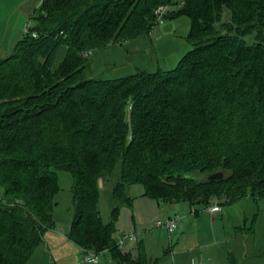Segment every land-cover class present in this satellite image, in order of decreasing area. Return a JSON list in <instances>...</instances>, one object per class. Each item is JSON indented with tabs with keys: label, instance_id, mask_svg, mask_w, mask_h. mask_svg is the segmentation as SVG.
I'll return each instance as SVG.
<instances>
[{
	"label": "trees",
	"instance_id": "16d2710c",
	"mask_svg": "<svg viewBox=\"0 0 264 264\" xmlns=\"http://www.w3.org/2000/svg\"><path fill=\"white\" fill-rule=\"evenodd\" d=\"M170 2L40 0L0 59V264H27L52 229L54 169L73 177L67 237L115 264L159 260L140 244L122 251L113 235L131 185L191 206L264 200V0H180L169 17L189 18L191 48L174 68L86 74L83 52L148 32ZM113 176L105 223L98 181Z\"/></svg>",
	"mask_w": 264,
	"mask_h": 264
},
{
	"label": "rangeland",
	"instance_id": "374dc122",
	"mask_svg": "<svg viewBox=\"0 0 264 264\" xmlns=\"http://www.w3.org/2000/svg\"><path fill=\"white\" fill-rule=\"evenodd\" d=\"M179 1L171 0L164 11L163 22L155 25L148 32H141L122 41L94 48L87 56L89 63L87 76L111 79L130 75L137 69L155 72L159 69L174 68L178 60L191 48L188 40L189 18L185 15L169 17L170 13L178 9ZM39 3L40 0H0V59L10 55L25 26L32 23V13ZM66 51L65 46L59 47L54 64L61 61ZM54 170L59 188L54 196L56 204L53 209V231L47 230L44 233V243L35 251L39 254H36L33 262L28 264H76L80 262L83 254L76 244L72 243L73 249H71L58 243V238L68 232L72 221L73 177L68 170ZM115 178L113 176L98 181L99 209L102 221L105 223L109 221L111 208L115 204L111 196ZM142 189L139 184L131 185L127 191L133 198L131 206L120 205L113 234L115 239H119L124 233L136 232L135 240L120 245L122 251L136 255L142 241L148 255L153 259L159 258L158 264H172V255L167 248L169 238L171 244L177 242L178 230L175 228L173 233L168 234L164 226L156 225L157 221L163 222L169 219L168 215H171L174 218L189 217L182 221H189L191 226L183 227L181 219L177 226L179 228L181 225L182 231L187 233L186 243L191 245L190 248H194L193 254L202 261L214 260L216 264H229L228 258L233 255L237 264H264L263 199L254 200L246 196L232 204L223 205V212L218 215L216 223L219 226L223 225L225 230L214 234L215 224L210 225L208 218L203 215H190L187 204L184 205L185 210L177 209L176 202L169 205L147 196H139L138 193L142 192ZM238 226L242 229H236ZM180 245L185 244L182 242ZM95 264H114L109 251L99 253Z\"/></svg>",
	"mask_w": 264,
	"mask_h": 264
},
{
	"label": "crops",
	"instance_id": "0c3cea01",
	"mask_svg": "<svg viewBox=\"0 0 264 264\" xmlns=\"http://www.w3.org/2000/svg\"><path fill=\"white\" fill-rule=\"evenodd\" d=\"M29 13V12H28ZM26 27V26H25ZM142 192H143V189H142ZM142 192H140V193H138L139 194V196H144V195H142ZM149 198V197H148ZM158 202H163V201H158ZM166 203H168L169 205H171V204H173L174 202H166ZM177 203V209H183V210H185L184 209V205L185 204H187L188 205V207H189V214L191 215V214H193L194 216H200V215H203L204 217H206V218H208V220H209V223H210V225L212 224V225H214L215 224V227H216V229H213V232H214V234L216 233L217 234V232H222V231H224L225 230V228H224V226L223 225H217V223H216V220H217V218H218V215L221 213V212H223V208H222V206H221V209H220V211H215V212H208V210H206L207 209V207H209V206H212V205H214V204H216L217 202H212V203H210L209 205H207V206H205V207H201L200 205H193V206H191V205H189L186 201H180V202H176ZM197 207H199V208H197ZM170 208H171V206H170ZM175 211V210H174ZM194 211H195V213H194ZM175 213V212H174ZM172 215H175V214H172ZM177 215V214H176ZM167 217H172L171 215H168ZM186 218H189V217H186ZM186 218H183V217H181V221L182 220H185ZM188 220V219H187ZM180 221V220H179ZM189 222V221H188ZM188 222H183L182 221V223H183V227H185L186 226V228L187 227H189V226H191ZM181 223V224H182ZM177 228V230H178V233H177V236H178V238H177V242H175V244H171V239L169 238V246H168V248H167V251H168V249H169V251H170V255H172L171 256V262H172V264H216V261H214V260H210L209 262H206V261H202L200 258H198L195 254H193V250H194V248H190L191 247V245H189L188 243H186V240H185V236H187V233H184L182 230L183 229H181V225H180V227L178 228V226L176 227ZM49 230H51V231H53V229H49ZM210 231V230H209ZM174 232V231H173ZM172 232V233H173ZM223 235H224V233H223ZM61 238V239H60ZM60 238H58V240H59V244L61 245V246H63V247H70L71 249H73V246L71 245L73 242L67 237V233L63 236V235H61V237ZM71 242V243H70ZM184 243L185 245L184 246H181L180 245V243ZM188 242H189V240H188ZM74 244V243H73ZM141 245H142V241H141ZM171 245H174V246H171ZM144 247H145V245L143 246L142 245V249H143V251L145 252V255H146V257H147V259H149V261H151V260H154V259H156V258H151L150 257V255H148V253H147V250H145L144 249ZM78 249H80L81 250V248L80 247H77ZM121 248V247H120ZM51 250H53V249H51ZM36 251V250H35ZM35 251H34V253H33V255L31 256V258H30V260L28 261V263L29 262H33V259H34V257L36 256V254H39V253H35ZM82 251V250H81ZM166 250H165V252H167ZM132 254V253H131ZM133 256H135V254L133 253L132 254ZM228 258V257H227ZM159 259V258H158ZM214 262V263H213ZM27 263V264H28ZM113 263L115 264V262L113 261ZM33 264V263H32ZM76 264H80V262H76Z\"/></svg>",
	"mask_w": 264,
	"mask_h": 264
},
{
	"label": "built area",
	"instance_id": "2783aa9c",
	"mask_svg": "<svg viewBox=\"0 0 264 264\" xmlns=\"http://www.w3.org/2000/svg\"><path fill=\"white\" fill-rule=\"evenodd\" d=\"M166 9V6H161L159 8H157L155 10V14H156V22L155 25L157 24H161L163 22V14L164 11ZM92 52V50H87L85 52H83V56H88L90 53ZM221 206L218 204H214L212 206L207 207L206 210H208V212H215V211H220ZM179 217V216H177ZM180 218H174V217H169V219L161 222V221H157L156 225L157 226H164L168 232V234H171L175 228L177 227V224L179 223ZM136 239V232L134 231H130L128 233H124L122 235V237H120L119 239H117V244L118 245H122L124 244L126 241H133ZM82 257L80 259V264H95L96 260L99 256V254L92 252V251H82Z\"/></svg>",
	"mask_w": 264,
	"mask_h": 264
},
{
	"label": "water",
	"instance_id": "95a60500",
	"mask_svg": "<svg viewBox=\"0 0 264 264\" xmlns=\"http://www.w3.org/2000/svg\"><path fill=\"white\" fill-rule=\"evenodd\" d=\"M223 177V173L221 171H217V172H214V173H211L208 175V179L211 180V179H219V178H222Z\"/></svg>",
	"mask_w": 264,
	"mask_h": 264
}]
</instances>
